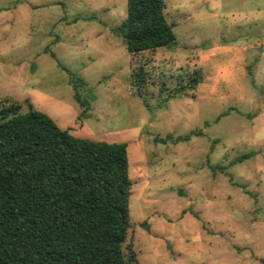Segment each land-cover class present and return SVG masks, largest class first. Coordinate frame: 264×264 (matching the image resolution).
Returning a JSON list of instances; mask_svg holds the SVG:
<instances>
[{
	"label": "rangeland",
	"instance_id": "obj_1",
	"mask_svg": "<svg viewBox=\"0 0 264 264\" xmlns=\"http://www.w3.org/2000/svg\"><path fill=\"white\" fill-rule=\"evenodd\" d=\"M164 4L174 43L131 55L115 31L126 0H0V106L127 143V241L139 264H264V0ZM194 69L197 87L163 100L162 84Z\"/></svg>",
	"mask_w": 264,
	"mask_h": 264
},
{
	"label": "trees",
	"instance_id": "obj_2",
	"mask_svg": "<svg viewBox=\"0 0 264 264\" xmlns=\"http://www.w3.org/2000/svg\"><path fill=\"white\" fill-rule=\"evenodd\" d=\"M164 6V0H126V17L115 31L131 55L174 43ZM202 77L194 69L169 89L162 84L158 94L163 100L181 96ZM146 82L144 66H133L135 92L141 94ZM20 109L17 102L0 106V264H139L127 241V143L77 136L38 109ZM202 134L198 129L158 140L176 143ZM207 167L227 174L226 165Z\"/></svg>",
	"mask_w": 264,
	"mask_h": 264
}]
</instances>
